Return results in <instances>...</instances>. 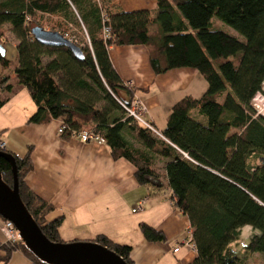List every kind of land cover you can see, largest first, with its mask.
<instances>
[{"label": "trees", "instance_id": "1", "mask_svg": "<svg viewBox=\"0 0 264 264\" xmlns=\"http://www.w3.org/2000/svg\"><path fill=\"white\" fill-rule=\"evenodd\" d=\"M155 3V11L150 12L113 11L105 0H0V46L4 47L5 28L16 41L12 72L35 105L28 122L59 118L62 135L91 130L102 137L114 159L123 157L135 167L138 184L157 188L162 184L160 178L165 179L171 200L189 220L196 255L187 264H250L247 254H264V115L252 116L249 106L264 79V0ZM35 14L58 15L65 24L81 27L89 42L79 46L83 58L76 59L65 47L35 41L29 32L40 26L34 22ZM212 17L243 40L211 27ZM103 26L108 28L106 38ZM111 44H142L156 74L178 67L196 69L206 88L199 97L178 99L164 129L156 134L130 117L120 104H127L125 100L133 92L109 61ZM9 64L5 54H0V66ZM10 89L8 76H0V90ZM119 91L125 93V99ZM30 153L31 146L20 158L10 153L19 197L42 234L49 241L63 242L58 234L62 217L46 220L51 205L24 184L32 167ZM157 159L165 160L163 176L154 169ZM0 173L10 185V165L2 157ZM244 225L258 233L249 237L246 254L237 256L229 243ZM139 230L147 241H164L161 231L145 223L139 224ZM89 241L132 264L129 246L101 234ZM0 248L1 264L14 250L33 264H45L21 241L3 242Z\"/></svg>", "mask_w": 264, "mask_h": 264}, {"label": "crops", "instance_id": "2", "mask_svg": "<svg viewBox=\"0 0 264 264\" xmlns=\"http://www.w3.org/2000/svg\"><path fill=\"white\" fill-rule=\"evenodd\" d=\"M105 5L113 11L148 9L153 12L156 9L155 0H105ZM42 15L62 20L58 15ZM15 43L13 41L10 48L12 60L4 53L10 64L0 66V76L7 75L11 85L9 92L0 90V100H4L0 105V138L5 150L19 158L31 146L32 167L23 181L30 192L51 205L46 220L62 217L58 226L60 239L65 242L89 241L101 234L129 246L132 264H187L196 255L189 220L174 205L163 177L160 187L140 185L133 175L135 167L123 157L114 159L104 141L82 142L77 136L78 131L58 134L59 118H52L47 123L27 121L35 110L34 103L13 99L18 93L28 95L12 72ZM107 53L118 77L122 81H131L132 96L145 107L143 118L158 131L164 129L169 110L178 99L185 95L199 97L206 88L202 76L190 67L154 73L148 62L147 49L142 44H111ZM119 93L126 98L124 92ZM191 114L201 120L200 115ZM164 162L157 159L154 165L161 176ZM140 199H144L143 209L131 212L133 204ZM140 223L161 231L164 241H147L139 230ZM247 228L250 235L243 234L241 238L242 230ZM257 233L248 225L242 226L240 237L229 243L230 249L239 256L245 251L241 245L245 246L249 237ZM262 257L264 259V254L249 253L246 261L264 264ZM26 258L14 250L5 264H10L13 259L33 264Z\"/></svg>", "mask_w": 264, "mask_h": 264}, {"label": "water", "instance_id": "3", "mask_svg": "<svg viewBox=\"0 0 264 264\" xmlns=\"http://www.w3.org/2000/svg\"><path fill=\"white\" fill-rule=\"evenodd\" d=\"M29 32L42 45L65 47L76 59L83 58L80 47L55 30L35 25ZM0 54L4 55L2 46ZM0 157L9 163L12 176L11 184L8 185L0 173V216L12 222L21 243L36 259L45 264H126L113 251L92 241H49L19 197L12 154L0 150Z\"/></svg>", "mask_w": 264, "mask_h": 264}, {"label": "built area", "instance_id": "4", "mask_svg": "<svg viewBox=\"0 0 264 264\" xmlns=\"http://www.w3.org/2000/svg\"><path fill=\"white\" fill-rule=\"evenodd\" d=\"M60 34H62L63 37L67 38L68 40H70L74 44L76 43V40L74 39L73 36L68 35L66 33H60ZM102 36L104 38H106L108 36V28L105 26L102 27ZM123 83H124V85L131 87V81L130 80H123ZM125 103H127V104H123V103H120V104L126 110L127 114L130 117H132L135 121H137L143 127L149 129L150 131H152L156 134H159L158 130L148 120L143 118V115L145 112V107L141 103V101H139L136 97L132 96L128 100H125ZM263 105H264V79L261 82L260 90L256 91L253 94V96L250 98V101H249V106L253 110L252 116H257V115L263 116L264 111H262V108H261V106H263ZM56 131L58 134L62 133L63 126H62L61 122H60L59 126L57 127ZM77 136L82 142H87V141L102 142L103 141L102 137L99 134H97L91 130H80L78 132ZM0 150H5L4 142L1 140V138H0ZM143 202H144V199H140L136 203H134L133 206L131 207V212H137V211L142 210L143 209ZM0 232L3 236V242L13 244L17 241H20V239L17 235V231L14 228V225L9 220L0 219ZM175 249L176 248H174V250Z\"/></svg>", "mask_w": 264, "mask_h": 264}, {"label": "rangeland", "instance_id": "5", "mask_svg": "<svg viewBox=\"0 0 264 264\" xmlns=\"http://www.w3.org/2000/svg\"><path fill=\"white\" fill-rule=\"evenodd\" d=\"M33 19L35 20L34 22L38 23L40 26H42L45 29H48V30L55 29V30H57V31H59L61 33H66L68 35L73 36L74 39L76 40L75 44L77 46H83L84 44L88 45V43H89L88 42V38L85 35V32L82 30L81 27H75L73 25L65 24L64 21H62V20H60L58 18H53V17H49V16H46V15L35 14L33 16ZM210 25H211V27H213L215 29L222 30V31H224V32L236 37L238 40H243V37L241 35H239L235 30H233L231 27H229L228 25H226L225 23L221 22L220 20H218L215 17H212L210 19ZM5 27H8V25H5ZM2 35H3V41H4V47H3L4 48V53L6 54V56L8 58H10L12 60L13 57H12V55L10 53V48L12 46L13 41L15 42V39L13 38L11 33L9 31H7V29H5V28H4L3 32H2ZM12 51L14 52V55H15V49L14 48H12ZM13 99H15L17 101L20 100L21 102L26 101V100L27 101L31 100L29 95H27V93L26 94L25 93H18V94H16L14 96ZM243 234L244 235L247 234L249 236L250 235V230L248 228L247 229H243L242 233H241V238H242ZM238 237H240V236H237L236 238H238ZM240 248H244V246L241 245ZM241 254H246V252L243 251V253H241ZM21 257L24 258L22 255H21ZM261 259L264 260L263 257ZM27 260H29V259H27ZM22 261H23L22 259H13L10 264H23ZM23 262H29V261H23Z\"/></svg>", "mask_w": 264, "mask_h": 264}, {"label": "bare ground", "instance_id": "6", "mask_svg": "<svg viewBox=\"0 0 264 264\" xmlns=\"http://www.w3.org/2000/svg\"><path fill=\"white\" fill-rule=\"evenodd\" d=\"M261 108H262V111H264V105H263V106H261ZM261 108H260V109H261Z\"/></svg>", "mask_w": 264, "mask_h": 264}]
</instances>
